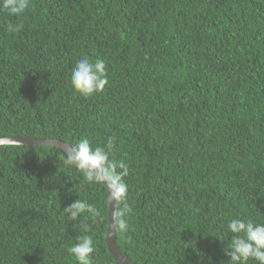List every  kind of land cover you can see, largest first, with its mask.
Instances as JSON below:
<instances>
[{
    "label": "trees",
    "instance_id": "16d2710c",
    "mask_svg": "<svg viewBox=\"0 0 264 264\" xmlns=\"http://www.w3.org/2000/svg\"><path fill=\"white\" fill-rule=\"evenodd\" d=\"M8 23L23 24L14 33ZM83 55L104 58L108 84L83 97L70 83ZM87 137L129 167L134 264H229L227 222H264V0H30L0 11V137ZM58 147L0 146V264H91L109 252V195ZM77 199L100 213L71 220ZM123 202H118L122 209ZM84 217H87L85 219ZM222 238V239H221ZM248 264H258L249 260Z\"/></svg>",
    "mask_w": 264,
    "mask_h": 264
},
{
    "label": "clouds",
    "instance_id": "9594fccd",
    "mask_svg": "<svg viewBox=\"0 0 264 264\" xmlns=\"http://www.w3.org/2000/svg\"><path fill=\"white\" fill-rule=\"evenodd\" d=\"M29 5L30 0H0V11L20 16ZM22 28L23 24L8 23L5 31L14 33ZM108 82L107 62L104 58L93 59L83 55L75 61L70 74V83L83 97L87 98L103 91ZM114 147V138L107 140L106 147H94L87 137H83L70 149H65L64 162L75 166L89 184H106L110 199L123 202L122 209H118L114 217L119 229L124 230L127 228V222L122 217L133 211L127 203L128 185L124 181V177L129 174V167L123 160L110 159ZM63 209L71 220H78L86 212L94 218L100 215L96 208L81 199L75 200ZM226 228L231 233V241L224 249L225 255L230 257L229 264H248L249 260L264 264V222L234 218L227 222ZM75 240L76 243L68 248V253L76 264H91V254L95 250L93 237L80 235Z\"/></svg>",
    "mask_w": 264,
    "mask_h": 264
},
{
    "label": "water",
    "instance_id": "95a60500",
    "mask_svg": "<svg viewBox=\"0 0 264 264\" xmlns=\"http://www.w3.org/2000/svg\"><path fill=\"white\" fill-rule=\"evenodd\" d=\"M9 145V144H28V145H37V146H53L61 148L65 151V149H70L71 146L69 143L59 140V139H40L34 137L27 136H19V135H8L0 137V146L1 145ZM107 188L106 191L109 195V213H108V233L106 237V243L109 249L110 254L112 255L116 264H134L133 261L127 257L121 251L119 245L117 244V220L114 217V213L118 210V202L110 199L109 188L106 184H104Z\"/></svg>",
    "mask_w": 264,
    "mask_h": 264
}]
</instances>
